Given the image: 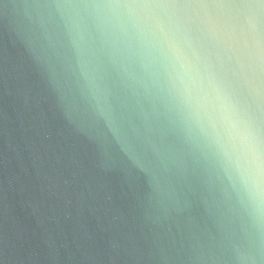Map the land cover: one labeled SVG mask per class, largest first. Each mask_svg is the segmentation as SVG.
Segmentation results:
<instances>
[{"label":"water","instance_id":"1","mask_svg":"<svg viewBox=\"0 0 264 264\" xmlns=\"http://www.w3.org/2000/svg\"><path fill=\"white\" fill-rule=\"evenodd\" d=\"M98 2L0 0V264H264V191Z\"/></svg>","mask_w":264,"mask_h":264},{"label":"clouds","instance_id":"2","mask_svg":"<svg viewBox=\"0 0 264 264\" xmlns=\"http://www.w3.org/2000/svg\"><path fill=\"white\" fill-rule=\"evenodd\" d=\"M109 31L163 68L187 117L264 191V24L251 0H99Z\"/></svg>","mask_w":264,"mask_h":264}]
</instances>
